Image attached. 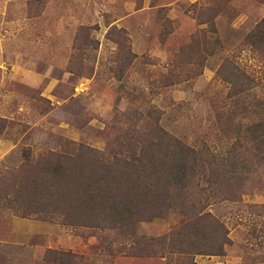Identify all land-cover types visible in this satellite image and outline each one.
I'll return each mask as SVG.
<instances>
[{
	"label": "rangeland",
	"instance_id": "obj_1",
	"mask_svg": "<svg viewBox=\"0 0 264 264\" xmlns=\"http://www.w3.org/2000/svg\"><path fill=\"white\" fill-rule=\"evenodd\" d=\"M263 24L264 0H0V264H264V157L250 146L244 180L206 208L224 254L171 252L178 211L128 238L98 205L119 165L154 159L146 137L227 153L214 141L234 80L264 101Z\"/></svg>",
	"mask_w": 264,
	"mask_h": 264
},
{
	"label": "trees",
	"instance_id": "obj_2",
	"mask_svg": "<svg viewBox=\"0 0 264 264\" xmlns=\"http://www.w3.org/2000/svg\"><path fill=\"white\" fill-rule=\"evenodd\" d=\"M258 43H264V29ZM233 83L232 88L236 89L238 97L230 110L217 115L218 124L223 130L222 136L214 141L216 146L225 144L227 153L212 150L207 144L199 150L175 136L170 138L165 132L163 139H156V142L146 137L142 146L155 147L151 155L154 159L147 162L139 160L135 165L126 162L127 166L123 165V168L119 165L120 178L111 177V182L117 184V190L107 184L112 192H116L98 202L103 208L104 204L113 206V210L104 215L108 224L119 226L126 237L133 238L137 235L134 229L137 220L152 218L154 212L168 215L171 211H178L183 221L168 234L171 252H180L185 257L192 254H224L225 245L230 242L228 231L206 208L212 205L216 192L228 186L233 188L241 179L244 180L242 171L248 170V165L242 162L241 156L245 149L250 146L256 156L262 152L261 156L264 157V149H261L264 147V101L247 100L244 83L239 79ZM150 161L152 166L148 169ZM139 167L140 173H145L142 176L137 173ZM122 195L127 201H123ZM120 203L123 207H118ZM123 208L127 215L123 214ZM142 240L141 237L138 241Z\"/></svg>",
	"mask_w": 264,
	"mask_h": 264
}]
</instances>
